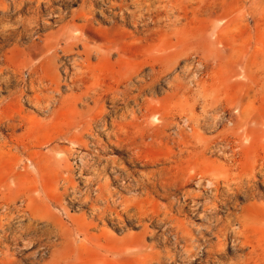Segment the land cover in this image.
<instances>
[{
  "label": "rangeland",
  "instance_id": "374dc122",
  "mask_svg": "<svg viewBox=\"0 0 264 264\" xmlns=\"http://www.w3.org/2000/svg\"><path fill=\"white\" fill-rule=\"evenodd\" d=\"M243 214L264 264V0H0V264H254Z\"/></svg>",
  "mask_w": 264,
  "mask_h": 264
},
{
  "label": "bare ground",
  "instance_id": "6f19581e",
  "mask_svg": "<svg viewBox=\"0 0 264 264\" xmlns=\"http://www.w3.org/2000/svg\"><path fill=\"white\" fill-rule=\"evenodd\" d=\"M154 11V10H153ZM158 18V17H157ZM159 20V19H158ZM71 41V40H70ZM72 45H73V42L72 43H68L66 45H64L63 47H61V50L64 52V53H68V52H72ZM34 47V46H33ZM51 45L49 43H46V45L44 46V53H43V58L41 61H38L37 63H33V61L31 60L30 58V54L29 53H25L22 52V56L20 59H18L17 57H13V56H10L8 58V60L12 63H14V61L16 60V62H20V64H23L25 65L26 67L28 66L29 67V74L30 76H36V77H39V79H42L43 82L45 81L46 83L43 84V88L44 90H48V92H45L43 93L42 95H40V97H42L41 99H44L48 102V99L51 98V92H58L59 90V87L61 86H68V87H71L73 83H75L76 81L78 80H82L85 76H78L77 73H74V74H68L66 73V66L64 63H61L59 64L57 62V59H56V56L55 54L52 52V53H48L51 49ZM36 49V48H35ZM34 49V50H35ZM32 50V49H31ZM88 48L84 47L83 46V52H81V54H85V58L87 59V56H88ZM91 52V51H90ZM38 53V52H37ZM13 55V54H12ZM80 55V53H78V56ZM71 56V55H70ZM74 57V56H73ZM18 59V61H17ZM79 59V58H78ZM71 60V59H70ZM72 63L74 65L78 64L77 63V60H74L72 58ZM81 61V60H80ZM25 63H29L28 65H26ZM71 63V64H72ZM60 66V67H59ZM62 66V67H61ZM22 68V67H21ZM20 69V68H19ZM59 69H61L63 71V73L68 77L65 78V77H62L61 74H59ZM89 78V77H88ZM94 78V77H93ZM95 79V78H94ZM65 80H68L69 82H66ZM40 81V80H39ZM113 83H114V79H112ZM79 82H82V81H79ZM91 84V83H90ZM110 85H107L108 89L109 90H112L114 89V87H112V82L109 83ZM112 84V85H111ZM119 84V83H117ZM32 85V84H31ZM98 85V84H97ZM103 85V84H102ZM100 88V87H99ZM91 89V88H89ZM88 87L86 86V88L76 96V98H81L82 96L84 97L85 94H88L87 92L89 91ZM98 89V88H97ZM93 90V88H92ZM108 90V91H109ZM95 95L96 97L94 98V102L95 100H97L98 98L101 97V94L99 95V93L97 92L98 90L95 89ZM107 92V91H106ZM104 93V92H103ZM114 93V92H113ZM56 94V93H55ZM69 96V95H68ZM89 96V95H88ZM35 99H36V103L38 102L39 103V96L36 94L35 96ZM54 97V96H53ZM65 98V97H64ZM63 99V96H61L59 98V102H61V100ZM50 100V99H49ZM67 100V99H66ZM52 101V100H51ZM58 102V101H57ZM80 102V101H78ZM67 103V102H66ZM77 103V102H76ZM100 103V102H99ZM61 104V103H60ZM71 104V103H70ZM65 106V105H64ZM102 106V104H101ZM87 108V107H86ZM90 108L88 107L87 110H89ZM86 110V111H87ZM101 110V109H100ZM100 110H93V112H91V114H89V119H92L94 117H96L98 114H100ZM85 112V111H84ZM90 113V112H88ZM87 114V112H86ZM104 115V114H103ZM101 117V116H100ZM98 118V117H97ZM79 119V118H78ZM71 129V128H70ZM71 139V138H70ZM74 139V138H73ZM76 139V138H75ZM82 160V159H81ZM84 161V159L82 160ZM86 166V165H84ZM67 170V169H66ZM252 222H258V220L253 217V216H250V215H245L243 214L242 216H240V219L238 220V223H239V228L238 229H232V235L235 237V238H238V237H242L243 239L238 241V242H233L232 241V245L233 246H236V249H243V247L246 245L249 247V251H247L244 255H243V259L246 261H253L254 264H258L257 263V260L259 258V252H258V246H257V240H259V237L256 238V236H259V230L257 228H252V232H253V239L255 241V243H251V238H250V235L247 234V232L249 233L250 231L247 230L248 226H249V223H252ZM264 222V221H263ZM216 230H218L219 232L225 234V227L221 226V227H218ZM185 231V232H184ZM183 232L188 234V230H184ZM217 233V232H216ZM215 233V234H216ZM222 234V235H223ZM184 235V234H183ZM192 235V234H191ZM221 235V234H220ZM184 237V236H183ZM186 238V237H185ZM189 238V237H188ZM191 238V236H190ZM220 239V238H218ZM221 240V239H220ZM235 240V239H234ZM187 241V239L185 240ZM191 242V241H190ZM194 242V241H193ZM219 243H221L219 240H218V245ZM194 244V243H193ZM189 245V244H188ZM189 247V246H188ZM192 247V246H191ZM190 248V247H189ZM188 248V249H189ZM192 251V250H191ZM189 252V251H187ZM238 255V254H237ZM242 256V255H241ZM242 260V259H241ZM240 262V261H239ZM241 263V262H240Z\"/></svg>",
  "mask_w": 264,
  "mask_h": 264
}]
</instances>
